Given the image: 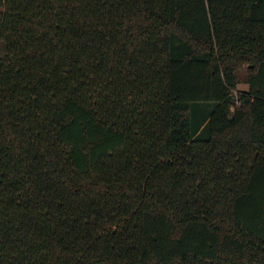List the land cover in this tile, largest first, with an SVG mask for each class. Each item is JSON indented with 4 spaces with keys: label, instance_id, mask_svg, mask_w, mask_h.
I'll list each match as a JSON object with an SVG mask.
<instances>
[{
    "label": "trees",
    "instance_id": "1",
    "mask_svg": "<svg viewBox=\"0 0 264 264\" xmlns=\"http://www.w3.org/2000/svg\"><path fill=\"white\" fill-rule=\"evenodd\" d=\"M0 264H264V0H0Z\"/></svg>",
    "mask_w": 264,
    "mask_h": 264
},
{
    "label": "rangeland",
    "instance_id": "2",
    "mask_svg": "<svg viewBox=\"0 0 264 264\" xmlns=\"http://www.w3.org/2000/svg\"><path fill=\"white\" fill-rule=\"evenodd\" d=\"M238 88L241 90H245L247 87H246V85H239Z\"/></svg>",
    "mask_w": 264,
    "mask_h": 264
}]
</instances>
